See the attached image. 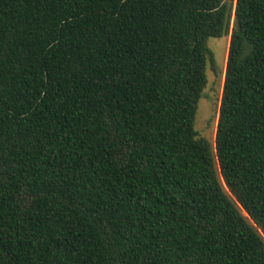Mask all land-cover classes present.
<instances>
[{
	"label": "trees",
	"instance_id": "obj_1",
	"mask_svg": "<svg viewBox=\"0 0 264 264\" xmlns=\"http://www.w3.org/2000/svg\"><path fill=\"white\" fill-rule=\"evenodd\" d=\"M0 264H264V0H0Z\"/></svg>",
	"mask_w": 264,
	"mask_h": 264
},
{
	"label": "rangeland",
	"instance_id": "obj_2",
	"mask_svg": "<svg viewBox=\"0 0 264 264\" xmlns=\"http://www.w3.org/2000/svg\"><path fill=\"white\" fill-rule=\"evenodd\" d=\"M233 5L234 2L232 1ZM229 36L209 38L206 41L208 49L206 63L207 84L198 101L194 128L199 137L214 144L219 106L223 89L225 64ZM243 214L247 216L244 212Z\"/></svg>",
	"mask_w": 264,
	"mask_h": 264
}]
</instances>
